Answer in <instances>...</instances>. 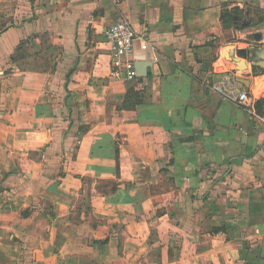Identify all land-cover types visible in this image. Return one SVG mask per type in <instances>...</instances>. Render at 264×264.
<instances>
[{"label": "crops", "instance_id": "crops-1", "mask_svg": "<svg viewBox=\"0 0 264 264\" xmlns=\"http://www.w3.org/2000/svg\"><path fill=\"white\" fill-rule=\"evenodd\" d=\"M258 32L264 0H0V264H264V117L214 90L264 96Z\"/></svg>", "mask_w": 264, "mask_h": 264}, {"label": "built area", "instance_id": "built-area-1", "mask_svg": "<svg viewBox=\"0 0 264 264\" xmlns=\"http://www.w3.org/2000/svg\"><path fill=\"white\" fill-rule=\"evenodd\" d=\"M119 0H115L118 2ZM103 36L109 46V77L116 80L130 81L136 79L135 62L132 50L135 40L140 42L141 49L148 47L147 33L137 34L132 24L125 18H119L103 30ZM226 98L241 105L249 114H255L256 95L247 90L225 89L214 87Z\"/></svg>", "mask_w": 264, "mask_h": 264}, {"label": "water", "instance_id": "water-1", "mask_svg": "<svg viewBox=\"0 0 264 264\" xmlns=\"http://www.w3.org/2000/svg\"><path fill=\"white\" fill-rule=\"evenodd\" d=\"M262 36H264V32L263 33H255L254 34V39L256 41H260ZM234 54V50L231 49L230 50V55L233 57ZM237 54L241 56V59L237 58V57H233L235 62H237V64L241 65L242 67H246L245 66V59L251 55L254 56L257 59H261L260 61L255 62L256 65H261L264 67V48H260V49H255L253 52H249L247 50H238ZM150 62L147 61H135V71H136V75L138 77L140 76H145L146 75V70L147 68L150 66ZM241 83L248 85L249 82L246 79H241Z\"/></svg>", "mask_w": 264, "mask_h": 264}, {"label": "rangeland", "instance_id": "rangeland-1", "mask_svg": "<svg viewBox=\"0 0 264 264\" xmlns=\"http://www.w3.org/2000/svg\"><path fill=\"white\" fill-rule=\"evenodd\" d=\"M241 26L244 27V26H246V25H242V24H241ZM242 27H240V30H241V31L244 30V28H242ZM245 28H248V30L251 31V32H254L255 30H257V26L254 25V24H251V25L248 24L247 27H245ZM244 37L248 39V42H249V41L251 42V41L253 40V37H252L251 34H250V35H247V36H244ZM236 40H238V41H244V40L241 39V38H240V39L237 38ZM248 50H251V49L249 48ZM223 55H224V57H225L226 60L229 58L228 48L225 50V52L223 53ZM222 62L224 63L223 60H221V61L219 62L220 64H218V67H219V65L223 64ZM237 65H238V67H239L241 70H244L243 67H242L241 65H239V64H237ZM257 101H258V102L260 101V105H259V107L261 108V110H258V109L256 108V111H255V112H256L257 115L264 117V96H263V97H260Z\"/></svg>", "mask_w": 264, "mask_h": 264}, {"label": "trees", "instance_id": "trees-1", "mask_svg": "<svg viewBox=\"0 0 264 264\" xmlns=\"http://www.w3.org/2000/svg\"><path fill=\"white\" fill-rule=\"evenodd\" d=\"M133 96H131V98L133 99H137V98H139V94L138 93H135V92H133V94H132ZM138 100V99H137ZM259 105H260V101L258 102H256V108L258 109V110H261V108L259 107Z\"/></svg>", "mask_w": 264, "mask_h": 264}]
</instances>
